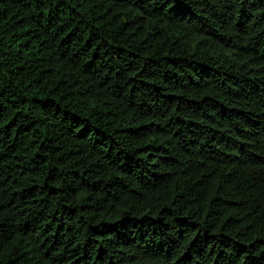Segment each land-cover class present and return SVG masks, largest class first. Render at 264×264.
<instances>
[{
	"label": "trees",
	"instance_id": "obj_1",
	"mask_svg": "<svg viewBox=\"0 0 264 264\" xmlns=\"http://www.w3.org/2000/svg\"><path fill=\"white\" fill-rule=\"evenodd\" d=\"M0 264H264V0H0Z\"/></svg>",
	"mask_w": 264,
	"mask_h": 264
}]
</instances>
